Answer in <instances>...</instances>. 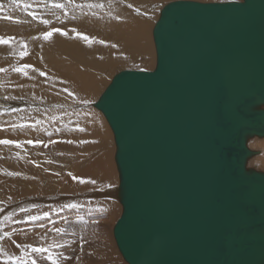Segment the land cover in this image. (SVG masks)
I'll list each match as a JSON object with an SVG mask.
<instances>
[{"label":"water","instance_id":"water-1","mask_svg":"<svg viewBox=\"0 0 264 264\" xmlns=\"http://www.w3.org/2000/svg\"><path fill=\"white\" fill-rule=\"evenodd\" d=\"M152 71L116 74L93 105L114 136L128 264H264V0L175 1Z\"/></svg>","mask_w":264,"mask_h":264},{"label":"bare ground","instance_id":"bare-ground-1","mask_svg":"<svg viewBox=\"0 0 264 264\" xmlns=\"http://www.w3.org/2000/svg\"><path fill=\"white\" fill-rule=\"evenodd\" d=\"M175 1L54 0L65 5L56 8L51 0H0V36L16 37L0 43V68L6 69L0 72V139L21 145H0V236L12 233L11 239L0 240V247L8 254L21 252L13 240L33 246L59 242L68 247L55 251L73 257L62 264H128L113 234L123 211L117 189L90 190L119 183L112 131L91 105L117 69L152 71V30L160 11ZM55 28L66 35L53 33L44 40L43 33ZM21 52L26 54L21 57ZM24 65H30L26 75L15 71ZM249 147L259 152L249 167L264 173L259 168L264 167V138H254ZM79 179L98 183L81 184ZM69 202L81 207L62 209ZM98 207L107 211H96ZM45 212L49 216L43 220L28 219ZM9 213L12 219L5 221Z\"/></svg>","mask_w":264,"mask_h":264},{"label":"snow or ice","instance_id":"snow-or-ice-1","mask_svg":"<svg viewBox=\"0 0 264 264\" xmlns=\"http://www.w3.org/2000/svg\"><path fill=\"white\" fill-rule=\"evenodd\" d=\"M21 2V0H11V3L13 4H19ZM52 2V6L56 7V8H63L65 5L61 4V3H55L54 0H51ZM75 0H65V3H74ZM25 7L27 8L28 6L25 5ZM128 7H132L131 4L128 5ZM31 15V14H30ZM9 17H6V19H8ZM43 23L47 24L48 21H43ZM53 33H59L60 35H66V32L62 29L59 28H55L52 29V31L49 32H45L43 33V39L44 40H48ZM39 37H32V39H38ZM82 39H88L87 36H81ZM12 39H16V37H8L7 39H5L3 36H0V43L3 44H7L8 40H12ZM101 43H103V41H101ZM113 47H115V45H113ZM26 53L25 52H21V57H23ZM28 67H30V65H24V68H16L15 71L17 72H22L25 75L27 74L26 72H24V69H27ZM6 71V69L4 68H0V72H4ZM5 99H7V97H5ZM11 111L15 112L18 111V109H11ZM13 127H15V125H13ZM81 131H84V129H80ZM27 143L32 144L33 141L29 140L27 141ZM69 143H71V141H69ZM0 145H15L16 147H20V143L18 141L15 140H11V139H0ZM9 175H19V173H8ZM69 175H72L71 173H69ZM74 179H76L74 177ZM79 183L81 184H91L93 186H95L98 182L94 179H79ZM118 185L115 183H107L105 184L103 187L101 188H93L90 189L92 191H99V192H103L105 189H114L116 188ZM110 197L105 196V199H109ZM62 209H78L81 207V205L79 203H73V202H69L66 203L64 205L61 206ZM21 211H28L27 209H21ZM96 211H100V212H105L107 211V209L103 208V207H98L96 209ZM49 216L48 212H45L43 214V216H29L28 219L29 220H34V221H40L45 219L46 217ZM3 219L9 220L12 219V213H9L7 216H4ZM41 227H44L43 224L40 225ZM55 231L57 233H60L62 231H64L63 229L60 228H56ZM12 233L11 232H4L3 236H0V240H3L4 238H9L11 239ZM12 243L15 245V247L17 249H21V252L19 255H10L8 254V252H6L3 247H0V261H2V264H38V260L37 258L42 257L43 260L45 261H49L50 264H62V262L64 261H68L73 259L72 256L69 255H65L63 252L57 253L55 251V249L57 248H65L68 247L65 244H61L59 242H54L52 244H48L47 246H33L32 244H27V245H21L19 243H17L15 240L12 241ZM75 243V242H73ZM36 257V258H34ZM76 259H79V256L76 257Z\"/></svg>","mask_w":264,"mask_h":264},{"label":"rangeland","instance_id":"rangeland-1","mask_svg":"<svg viewBox=\"0 0 264 264\" xmlns=\"http://www.w3.org/2000/svg\"><path fill=\"white\" fill-rule=\"evenodd\" d=\"M239 1V0H238ZM168 3H170V2H168ZM160 15V14H159ZM158 18H159V16H158ZM158 20V19H157ZM154 28V27H153ZM153 31V30H152ZM152 39H153V37H152ZM152 42L154 43V41L152 40ZM155 68V67H154ZM153 68V69H154ZM152 69V70H153ZM124 70H133V69H117V71L115 72V74L113 75V77L116 75V74H118L119 72H121V71H124ZM148 70H151V69H148ZM139 71H142V70H139ZM112 77V78H113ZM112 78L110 79V81H109V83L111 82V80H112ZM107 86H108V84H107ZM106 86V87H107ZM106 89V88H105ZM104 89V90H105ZM103 90V91H104ZM103 91L99 94V96L98 97H100L101 96V94L103 93ZM98 99L99 98H97L95 101H93V104H95L97 101H98ZM92 103V102H91ZM91 105V104H90ZM91 107L93 108V105H91ZM95 109V108H94ZM96 110V109H95ZM109 126V125H108ZM110 131H111V129H110ZM111 134H112V138H113V142H114V136H113V133L111 132ZM259 141H262V140H259ZM114 145H115V143H114ZM115 154V153H114ZM257 162H253L252 164H256ZM259 168L261 169V170H264V167L262 166V165H260L259 166ZM118 178V177H117ZM118 183V182H117ZM118 186H119V183H118ZM118 186L116 187V188H114L115 189V191H116V189L118 188ZM114 192V191H113ZM114 200H115V198H113ZM117 223V222H116ZM116 223H115V225H116ZM114 225V226H115Z\"/></svg>","mask_w":264,"mask_h":264}]
</instances>
